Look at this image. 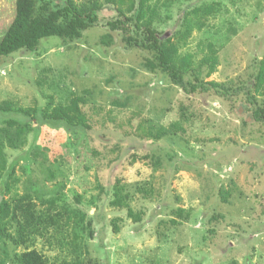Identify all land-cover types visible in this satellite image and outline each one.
I'll list each match as a JSON object with an SVG mask.
<instances>
[{"label":"rangeland","instance_id":"rangeland-1","mask_svg":"<svg viewBox=\"0 0 264 264\" xmlns=\"http://www.w3.org/2000/svg\"><path fill=\"white\" fill-rule=\"evenodd\" d=\"M14 3L0 0V39ZM206 7L210 14L202 13ZM162 9L155 29L179 47V58L193 55L186 79L250 83L264 58V0H180ZM114 10L103 8L99 25L78 41L46 37L33 52L0 57V102L43 112L80 96L90 125L86 133L31 122L38 131L8 152L15 157L5 158L14 171L3 178L5 199L25 196L38 213L65 208L72 219L65 227L64 213L60 230L41 232L27 246L46 264H264V123L250 119L242 95L232 103L213 93L184 94L148 70L151 54L124 47L119 32L106 27ZM185 27L188 37L175 36ZM209 42L217 47V66L207 76L201 59ZM251 95L264 107V96ZM181 106L189 114L185 121ZM6 119L22 117L1 114L0 124ZM177 121L183 135L138 137L148 126L154 134ZM116 187L127 195V207L110 205ZM128 209L141 220L128 219ZM82 212H89L93 238L84 241L78 232L77 250L60 249L56 239L74 238L73 215ZM23 248L0 243V261L11 264Z\"/></svg>","mask_w":264,"mask_h":264},{"label":"trees","instance_id":"trees-1","mask_svg":"<svg viewBox=\"0 0 264 264\" xmlns=\"http://www.w3.org/2000/svg\"><path fill=\"white\" fill-rule=\"evenodd\" d=\"M178 1L180 0H92L78 4L73 0H63L62 2H56V0H15L12 19L0 39V57H8L19 51L33 52L39 41L46 37L54 36L69 43L78 41L84 31L99 25L98 13L111 5L115 9L116 17L107 21L106 27L111 31L119 32L124 47L142 49L151 54V59L144 63L148 70L161 72L172 85L178 87L184 94L213 93L225 102H232V97H235L236 100L238 95H242L243 108L250 119L255 123H264V107L258 106L255 98L251 95L255 90L257 94L264 96V58L258 64L259 68L252 76L250 83L240 87L203 82L198 77L194 81L185 78L183 71L189 68L193 55L186 53L179 58V47L173 44L169 37L166 38L164 34L155 29L156 22L160 20L162 8L167 9ZM211 10L210 7H206L201 11L203 14H210ZM202 27L203 24L198 28ZM182 30L178 31L175 36H179L181 39L188 37L190 32L188 27ZM107 38H109V42H112L110 36ZM204 46L208 50V55L204 56L201 61L207 66L206 75L208 76L214 73L217 66V47L210 42ZM79 104L82 106L85 104L84 98L72 97L67 104L47 107L43 112H40L37 109L14 107L8 101L0 102V115L18 114L22 117L21 121L6 119L0 124V149H6V151H2L0 157V243H8L15 248L19 245L24 246V251L13 253L11 264H46L42 254L29 248L27 242L36 235L43 236L41 232L47 233L48 229H55V232L60 230L58 221L64 213L67 214L65 227L71 223L72 219L68 213L69 210L65 208L61 211H55L53 208V214L50 212L38 213L30 198L25 196H19L10 202L6 200L8 183L3 178L4 176L7 178L13 176L14 172L12 167H6L7 156L14 158L15 156L9 153H16L26 143L29 134L38 131V129L32 128L31 122L36 125L46 124L54 128L62 127L65 131L89 132V119L85 112L81 111ZM179 110V114L182 115L180 121L187 120L189 114L186 107L181 106ZM128 120L129 124L130 119ZM180 121L172 122L154 134L152 127L148 126L147 131L138 137L159 140L167 135H183L185 129ZM142 125H147V122L145 121L144 124L140 122L136 127ZM127 134L125 133V135ZM100 136L102 137V135ZM116 188L113 192L115 199L110 205L119 208L127 207V195L123 196ZM47 204L52 208V201H47ZM73 216L75 222L72 224L71 233L74 231V238L71 241H68L64 236L61 239H56L60 249L69 248L72 252L78 248L76 244L79 237L78 232L83 236L84 241L93 238L89 212ZM126 216L134 223L141 220L140 216L134 215L130 209L127 210ZM113 227L115 231H118L116 225ZM13 228H15V235L10 231ZM232 262L235 264V261ZM74 263L78 264V261ZM0 264H4V262L0 261ZM61 264L69 263L63 261Z\"/></svg>","mask_w":264,"mask_h":264}]
</instances>
